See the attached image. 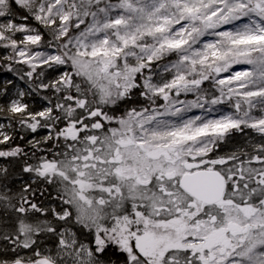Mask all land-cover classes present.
Returning <instances> with one entry per match:
<instances>
[{
    "label": "snow or ice",
    "instance_id": "obj_1",
    "mask_svg": "<svg viewBox=\"0 0 264 264\" xmlns=\"http://www.w3.org/2000/svg\"><path fill=\"white\" fill-rule=\"evenodd\" d=\"M4 73L0 264H264V0H0Z\"/></svg>",
    "mask_w": 264,
    "mask_h": 264
},
{
    "label": "trees",
    "instance_id": "obj_2",
    "mask_svg": "<svg viewBox=\"0 0 264 264\" xmlns=\"http://www.w3.org/2000/svg\"><path fill=\"white\" fill-rule=\"evenodd\" d=\"M0 78H13V79H14V77L11 76V73L0 74ZM19 83H20V86H22V87H26V85H25L23 82H19ZM27 102H28V103L30 104V106L33 107V108H38L39 105L45 103L44 101H42V100L40 99V97L35 96V94H33V97H29V98H27ZM38 132H39V134H41V135L44 134V130H38ZM27 135H28V138L31 139L33 134L28 133Z\"/></svg>",
    "mask_w": 264,
    "mask_h": 264
},
{
    "label": "rangeland",
    "instance_id": "obj_3",
    "mask_svg": "<svg viewBox=\"0 0 264 264\" xmlns=\"http://www.w3.org/2000/svg\"><path fill=\"white\" fill-rule=\"evenodd\" d=\"M237 68H240V67H243V66H236ZM191 98V97H190ZM194 111H197V113H198V110H194Z\"/></svg>",
    "mask_w": 264,
    "mask_h": 264
},
{
    "label": "bare ground",
    "instance_id": "obj_4",
    "mask_svg": "<svg viewBox=\"0 0 264 264\" xmlns=\"http://www.w3.org/2000/svg\"><path fill=\"white\" fill-rule=\"evenodd\" d=\"M22 87V86H21ZM190 98V97H189Z\"/></svg>",
    "mask_w": 264,
    "mask_h": 264
}]
</instances>
